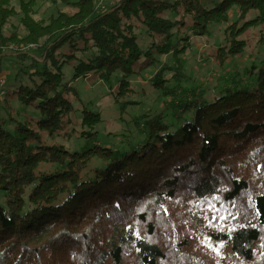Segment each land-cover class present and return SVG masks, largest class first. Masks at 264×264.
<instances>
[{
  "label": "trees",
  "instance_id": "obj_1",
  "mask_svg": "<svg viewBox=\"0 0 264 264\" xmlns=\"http://www.w3.org/2000/svg\"><path fill=\"white\" fill-rule=\"evenodd\" d=\"M13 1L0 0V57L22 42L37 45L42 64L32 73L38 85L7 97L33 106L40 119L11 118L13 131L0 120V264H264V62L245 82L172 105L174 124L149 116L140 130L136 121L144 139L128 151L94 140L98 113L71 118L73 88L62 73L69 62L75 79L96 74L109 82L119 72L115 100L133 105L130 77L143 56L184 54L189 32L204 36L233 9L238 17L212 61L223 68L240 57L249 31L264 44V0H221L209 9L203 0H119L102 12L96 0H59L67 10L48 23L34 18L37 0H19L23 38L4 34ZM141 29L159 40L146 51ZM180 69L164 67L153 85L172 97L163 74L180 82ZM61 133L87 145L72 150L57 142ZM207 238L224 242L222 256Z\"/></svg>",
  "mask_w": 264,
  "mask_h": 264
},
{
  "label": "rangeland",
  "instance_id": "obj_2",
  "mask_svg": "<svg viewBox=\"0 0 264 264\" xmlns=\"http://www.w3.org/2000/svg\"><path fill=\"white\" fill-rule=\"evenodd\" d=\"M28 2L29 0H23ZM119 0H105L104 10L110 9ZM172 1V0H171ZM221 0H203V5L209 9L213 8ZM109 2H112L108 5ZM34 8V18L48 23L51 17L56 16L59 10H67L59 0H37ZM16 14L10 19L9 25L4 29V34L8 35L15 31L18 37L23 38L27 34L21 23L22 14L19 12L20 1L12 3ZM181 14L168 13L166 17L177 20ZM238 17L235 9L228 14V20L210 22L207 33L204 36L190 35V46L184 54H151V57L143 56L134 66V75L130 77L133 97L130 99L135 102L133 105H124L123 99L115 100V89L121 79V74L117 72L109 82L100 80L96 74L87 77L73 78L74 62L64 64L62 68L63 82L70 83L73 90L69 94L72 101L74 112L71 118L77 122L82 118L83 112H93L100 115V122L94 127V140L99 145L113 150L128 151L139 145L144 137L142 130L143 122L150 117L163 116L169 124L176 122V114L172 105H181V100L192 99V94L201 95L208 98L221 92L226 87L232 86V80L245 82L247 73L253 66L259 67L264 62V44L258 45L256 42V31H249L248 35L251 43L240 57L229 58L226 65L221 68L211 59L210 53L219 45L225 43L227 35L225 30L236 21ZM146 30V29H145ZM144 29L137 32L141 48L146 51L150 44L159 41L157 37L146 34ZM188 33V32H187ZM252 36V37H251ZM30 44L15 43L4 47L5 56L0 57V120H4L8 130L13 131V118L18 122H25L27 117L40 119V113L33 106L23 104L13 98H8L7 93L12 94L15 89L20 87L33 88L40 83V76L34 73L40 70L42 61L40 60L41 51L28 48ZM10 46H18L17 52L27 53L25 59H18L15 55L9 54ZM94 54H96V51ZM93 51H88L81 58L84 60L93 56ZM38 62L35 67L33 62ZM181 67L183 75L180 82L177 78L170 77V71H164V76L168 78L166 87L174 88L175 94L171 97L163 94L162 87L153 85L152 79L164 67ZM74 79V80H73ZM177 80V81H176ZM128 100V99H127ZM180 112V110H177ZM148 115V116H147ZM190 117V116H188ZM140 123V130L135 122ZM66 128V127H65ZM71 126L68 128V130ZM67 129L63 130L66 131ZM61 133L57 142L66 145L72 150L81 151L86 145L85 140L68 137ZM206 244L213 249L219 256L224 253V242L214 241L209 238Z\"/></svg>",
  "mask_w": 264,
  "mask_h": 264
},
{
  "label": "built area",
  "instance_id": "obj_3",
  "mask_svg": "<svg viewBox=\"0 0 264 264\" xmlns=\"http://www.w3.org/2000/svg\"><path fill=\"white\" fill-rule=\"evenodd\" d=\"M104 1L105 0H96V8L100 12H102L104 10ZM35 47H36V45L30 44L28 48L34 49ZM9 49L12 51H17L19 49V47L18 46H10Z\"/></svg>",
  "mask_w": 264,
  "mask_h": 264
},
{
  "label": "crops",
  "instance_id": "obj_4",
  "mask_svg": "<svg viewBox=\"0 0 264 264\" xmlns=\"http://www.w3.org/2000/svg\"><path fill=\"white\" fill-rule=\"evenodd\" d=\"M112 2H109L108 5H110Z\"/></svg>",
  "mask_w": 264,
  "mask_h": 264
}]
</instances>
